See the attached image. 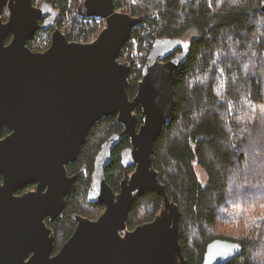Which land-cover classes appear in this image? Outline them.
Returning a JSON list of instances; mask_svg holds the SVG:
<instances>
[{"label":"water","instance_id":"1","mask_svg":"<svg viewBox=\"0 0 264 264\" xmlns=\"http://www.w3.org/2000/svg\"><path fill=\"white\" fill-rule=\"evenodd\" d=\"M260 3L264 14V0ZM76 12L104 19L92 43L69 42L54 29L50 47L34 52L27 41L51 29L57 12L45 3L35 7L32 0H0V132L9 131L0 138V264H188L178 241L179 208L168 199L151 158L171 120L173 85L191 41L156 40L130 99V68L118 58L140 19L117 12L113 0H83ZM111 116L123 130L102 144L86 196L104 211L95 220L73 215L72 235L52 255L49 225L62 215L76 178L66 168L78 160L90 129ZM122 136L130 147L120 154L124 175L114 193L104 174ZM31 185L34 190L17 194ZM147 192L162 197V207L152 221L128 230L129 210ZM242 251L238 243L216 239L206 246L202 264H228Z\"/></svg>","mask_w":264,"mask_h":264},{"label":"trees","instance_id":"2","mask_svg":"<svg viewBox=\"0 0 264 264\" xmlns=\"http://www.w3.org/2000/svg\"><path fill=\"white\" fill-rule=\"evenodd\" d=\"M69 1L77 7L83 0H32L36 6L50 5L58 17L51 29L37 31L27 41L30 50L39 52L43 41L51 42ZM113 4L116 11L140 19L129 39L138 41L144 52L143 65L156 40L195 33L173 85L171 120L154 142L151 158L168 199L180 211L178 241L183 257L188 264H202L206 246L221 239L243 249L228 264H264V14L260 0H113ZM6 18L4 10L2 19ZM103 26L94 20L90 31L97 36ZM132 49L126 43L118 61ZM141 77L142 69L130 71V99ZM134 114L139 128L141 109ZM122 130L115 116L102 118L88 132L78 160L67 166V174L76 178L64 212L50 225L53 253L72 235L73 215L94 220L104 211L102 204L86 201L94 159L102 144ZM8 133L2 129L0 138ZM129 147V138L122 136L105 169L106 184L114 193L119 192L124 175L120 154ZM196 166L206 174L205 186ZM161 207L162 197L145 193L130 208L127 229L152 221ZM221 225L226 233L220 231Z\"/></svg>","mask_w":264,"mask_h":264},{"label":"built area","instance_id":"3","mask_svg":"<svg viewBox=\"0 0 264 264\" xmlns=\"http://www.w3.org/2000/svg\"><path fill=\"white\" fill-rule=\"evenodd\" d=\"M35 7H39L34 5ZM76 8L74 5L71 4L69 1L68 8H66L63 19L60 24V28L58 29L62 35L65 37H70L69 42H75L80 44H89L92 43L96 37L95 32L90 31L92 27V23L94 20L96 22L104 23V19L101 18H83L77 15ZM119 13H122L121 11H117ZM103 26V28H104ZM102 28V29H103ZM101 29V30H102ZM100 30V31H101ZM51 42L43 41L41 45V50L39 52H44L50 47ZM129 45L133 46V49L130 51L128 55L123 57L120 62L121 64H126L130 71L133 70H140L144 68V65L142 64V58L144 57V52L139 49L138 47V41L136 40H128L127 42ZM148 57V55H147Z\"/></svg>","mask_w":264,"mask_h":264},{"label":"rangeland","instance_id":"4","mask_svg":"<svg viewBox=\"0 0 264 264\" xmlns=\"http://www.w3.org/2000/svg\"><path fill=\"white\" fill-rule=\"evenodd\" d=\"M132 6L135 5V2H133L131 4ZM195 36V33L193 31H189L188 33H186V35H184L182 38H181V41L184 45H187L189 43V41H191V39ZM195 172L197 174V177L198 179L200 180L201 184L203 186L206 185L207 183V177H206V174L205 172L198 166L195 167ZM220 231H222L223 233H226L227 232V228L224 227V226H220ZM215 233V232H214Z\"/></svg>","mask_w":264,"mask_h":264},{"label":"flooded vegetation","instance_id":"5","mask_svg":"<svg viewBox=\"0 0 264 264\" xmlns=\"http://www.w3.org/2000/svg\"><path fill=\"white\" fill-rule=\"evenodd\" d=\"M4 10H6V9H4ZM4 10H3V11H4ZM6 11H7V10H6ZM2 16H3V13H2ZM7 17H8V12H7ZM2 20H3V19H2ZM3 21L6 22V21H7V18H6V20H3ZM42 23H43V20L40 21V24H42ZM8 38L11 40V37H8ZM8 38H7V39H8ZM7 39H6V40H7ZM10 40H9V41H10ZM5 43H6V41H5ZM8 43H9V42H8ZM6 44H7V43H6ZM67 175H68V174H67ZM68 176H69V175H68ZM70 177H71V176H70ZM34 188H35L34 185L28 186V187H26V188L21 192V194L24 193V192H26V191L34 190ZM18 195H19V194H18ZM63 212H64V211H63ZM94 220H95V219H94ZM49 226H50V225H49ZM53 238H54V237H53ZM53 241H54V239H53ZM58 251H59V250H58ZM58 251H57V252H58ZM57 252H56V253H57ZM56 253H53V250H52V255H54V254H56Z\"/></svg>","mask_w":264,"mask_h":264}]
</instances>
